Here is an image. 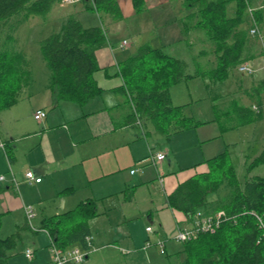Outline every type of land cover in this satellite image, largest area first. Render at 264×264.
I'll return each instance as SVG.
<instances>
[{
    "label": "crops",
    "instance_id": "1",
    "mask_svg": "<svg viewBox=\"0 0 264 264\" xmlns=\"http://www.w3.org/2000/svg\"><path fill=\"white\" fill-rule=\"evenodd\" d=\"M116 2L120 19L104 13L100 26L87 23L85 27L83 21L74 18L85 28L102 27L107 37L96 51L101 71L95 79L104 91L86 106L70 102L54 105L52 71L41 50L33 58L22 53L29 63L31 83L21 91L14 106L0 113V143L5 144L4 149L0 148V176L6 177V181H0L1 231L5 233L0 238L22 230L17 249L10 253L6 264L51 263V239L31 230L27 207H33V224L41 228L45 219L73 211L87 200L96 203L98 216L88 221L91 245L85 242L91 251L83 264H151L155 254L161 253L156 247L144 249L148 241L164 243L165 264H182L183 244L173 236L179 226L190 227L193 220L169 208L168 196L181 183L206 172V162L224 152L233 155L240 145L247 164L264 149L262 143L256 151L245 154L243 143L234 136L241 127L223 132L215 117L208 121L194 119L187 109L203 100L201 97L184 99L182 92L176 98L178 103L174 102L172 89L182 83L188 85L197 77L172 87L170 97L174 107L184 106L183 116L202 125L165 137L149 122L142 126L128 123L130 105L116 91L123 85L121 64L133 57L137 48L149 45L190 66L191 60L176 43L183 37L188 41L187 20L191 16L182 0H145V9L140 13L133 0ZM124 31L134 37L129 39ZM192 32L196 34L194 41L205 36L194 24ZM121 33L127 37L122 41ZM124 42L126 46L121 47ZM200 56L206 58L207 54L204 51ZM211 57L215 68V51ZM256 75L253 83L261 81ZM230 102L249 107L237 98ZM38 110L47 113L44 119H35ZM158 152L166 156L160 164L161 176L150 163L151 154ZM30 170L42 179L41 183L25 182V173ZM133 170L136 173L132 174ZM14 179L18 188L13 185ZM148 227L153 232H147ZM27 249L34 251L32 260L25 257Z\"/></svg>",
    "mask_w": 264,
    "mask_h": 264
},
{
    "label": "trees",
    "instance_id": "2",
    "mask_svg": "<svg viewBox=\"0 0 264 264\" xmlns=\"http://www.w3.org/2000/svg\"><path fill=\"white\" fill-rule=\"evenodd\" d=\"M62 0H0V113L18 102L21 91L31 83L29 63L21 53L2 51V31L11 19L24 16H46ZM196 27L215 42L217 67L214 73L224 80L232 69L250 61L246 57L251 36L244 25L253 0H182ZM91 11H102L120 19L116 0H81ZM137 13L145 9V0H133ZM235 5L229 16L228 7ZM254 22L264 31V3L256 8ZM259 26V27H260ZM11 39V38H9ZM107 41L102 27L85 28L78 20L69 19L59 32L40 43V50L52 71L50 89L54 105L70 102L80 107L89 104L103 93L95 76L101 71L96 51ZM264 55V49L261 52ZM188 64L161 50L142 45L137 53L123 62L119 75L123 85L119 91L126 97L131 113L128 123L133 126L151 123L162 136L169 137L177 130H189L202 125L183 116V108L174 107L170 90L183 81L201 76L187 73ZM205 73L202 72V75ZM249 96L258 98L257 110L233 102L225 110L224 123L217 120L223 132L255 123L264 118L261 97L264 80L253 85ZM140 122V124H139ZM208 170L181 183L168 196L169 208L185 214L191 220L198 212L206 215L224 211L225 217L214 233H201L183 243L185 260L182 264H264V175L248 179L242 185L236 175L229 152L206 162ZM264 167V149L247 163L251 171ZM223 186L230 194L215 202ZM98 216L97 205L87 200L68 213L43 221L42 229L49 233L54 245L65 250L72 246L87 248L90 235L88 221ZM262 223V224H261ZM2 215L0 214V231ZM20 232L0 238V264H6L10 253L17 249Z\"/></svg>",
    "mask_w": 264,
    "mask_h": 264
},
{
    "label": "rangeland",
    "instance_id": "3",
    "mask_svg": "<svg viewBox=\"0 0 264 264\" xmlns=\"http://www.w3.org/2000/svg\"><path fill=\"white\" fill-rule=\"evenodd\" d=\"M263 3L264 0H253L251 6H249L248 8L247 21L244 27L249 29V34L251 28L250 10L255 12L256 8L261 7ZM84 6V3L82 2L65 5L62 3V1H60L46 16H32L29 19H26L22 15L11 19L9 25L2 31L1 50H8L21 54L23 53L25 55H27L28 53L29 56L33 58L34 53H37L40 50L39 47L41 41L50 37L53 33L59 32L69 19H79L80 21H83L85 23V27L87 26V23H92L91 25L100 26L102 24L101 17H103L104 12L91 11L86 7L84 9ZM228 14L229 16H233L235 14L234 4H231L228 7ZM196 22V17H190V19L187 20L188 28L186 36L188 41L185 37H183V39L180 42H177L176 45L177 47H179L178 49H181L182 52L186 53L187 58L191 60V63L189 61L190 66L187 73L192 76H195L198 73L202 74V72H204L205 74L199 76V78L197 77V79L191 81V83L189 82L188 85L187 83H182V85H179L172 89V92L174 93V102L178 103V100L176 98L179 97V94L182 92L184 99L188 97H201V99L203 100L194 103L190 106L189 109H187V112L191 114V116L193 115L194 119H200V121H208L215 117V119H217L218 121L223 119L221 121L222 123H224V113L225 110L229 109V106L232 104V102H230L231 98H237L238 100H241L243 104L248 105L256 111V108L258 107V98H252L248 93L251 91L252 86L257 84L259 81L253 83V76H242L238 72L237 68L232 69L229 75L224 80H219L214 73L211 74V72H214L217 67V65L215 68L213 67V58L211 57V55H214V51L216 48L215 42L212 41L204 32L203 33L206 37L203 36L202 38L196 39L194 41V37L196 34L192 32V24L196 25ZM124 32L129 37V39H132L134 37L128 31ZM128 33H130L131 35L129 36ZM123 34L124 33L120 34V41H122L124 38H127L126 36H122ZM251 39L252 40L248 44L249 47L245 56L253 58L250 61H246L244 63L248 62L253 64L254 68L258 70V73L256 75L257 78L259 80H262L264 79V55L261 54L262 45L257 38ZM137 51L138 48L135 50V52L137 53ZM204 51L207 54L206 58L200 56V53H204ZM245 86L250 87L249 89H244ZM237 89L239 92H236ZM190 92L192 93L191 96L189 95ZM260 101L263 105L264 112V95H262ZM232 106H234V104H232L231 107ZM224 125L226 124L224 123ZM234 136H237L243 143V153L249 154L250 151L251 153L253 150L256 151V149L261 146L262 143H264V118L255 123L242 126L240 131L234 133ZM240 148L241 147L239 145L238 148L235 149L234 154H230V158L235 168L238 181L242 185H244V183L248 179H252L255 176H262V174L264 173H262L264 167L260 166L249 171L247 169L246 161L244 160L245 158L241 156L242 152ZM229 194L230 188L228 186H223L219 191V195L214 196L213 200L215 202H219V200H223ZM4 236L5 233L1 231L0 237ZM148 242L151 243V245L149 247H144V249L147 250L152 247H156L161 253V249L159 248L160 242ZM178 243L183 244L181 242ZM162 255H165V252L164 254L161 253V255L155 254L154 261L151 264H165L166 259Z\"/></svg>",
    "mask_w": 264,
    "mask_h": 264
},
{
    "label": "built area",
    "instance_id": "4",
    "mask_svg": "<svg viewBox=\"0 0 264 264\" xmlns=\"http://www.w3.org/2000/svg\"><path fill=\"white\" fill-rule=\"evenodd\" d=\"M77 2H81V0H62V3L65 5L70 4H76ZM251 12V28H250V35L253 38H257L262 45V49H264V31H262L259 27V25L255 24L254 22V15L253 11ZM127 42H124V44L121 46H126ZM238 72L243 76H254L258 73V70L254 68V66L248 64V63H242L238 67ZM255 109V108H254ZM47 113L44 110H38L35 113V119L36 120H42L46 117ZM140 124V122H139ZM140 126H142L140 124ZM0 148L4 149L5 144L0 143ZM166 158L165 154L163 153H155L151 154L150 156V163L152 166L156 169L157 173L160 175V164L162 161H164ZM136 173V170L132 171V174ZM0 181L4 182L6 181V177L4 175L0 176ZM25 182L28 185H34L39 184L42 182V179L37 177L33 171H27L25 173ZM13 185L18 188V181L16 179L13 180ZM26 216H27V222L29 224V227L33 232L36 233H45L49 236V233L42 229L37 228L33 224V219L35 218V211L33 207L29 206L26 208ZM225 217L224 211H219L216 214L212 215H206L202 212H198L196 216L194 217L193 223L190 227H184L179 226L177 228L176 234L174 236V239L177 242L185 243L188 242L194 238H196L201 233H214L216 230L220 227L223 218ZM262 224V223H261ZM147 232H153L152 227H148ZM87 244L91 245V239L90 237L86 238ZM151 243L147 242L146 247H149ZM159 248L161 249V253L164 254L165 252V245L163 242L159 243ZM91 250H84L79 246H74L71 248H67L65 250H61L57 248L52 239H51V252H52V260L50 264H83L86 262ZM25 257L29 260H32L34 257V251L32 249H27L25 252Z\"/></svg>",
    "mask_w": 264,
    "mask_h": 264
}]
</instances>
